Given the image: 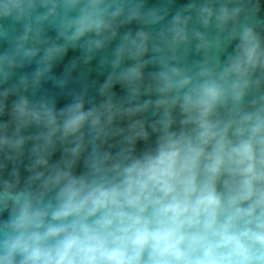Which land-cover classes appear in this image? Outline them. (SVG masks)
I'll use <instances>...</instances> for the list:
<instances>
[{"label": "clouds", "instance_id": "clouds-1", "mask_svg": "<svg viewBox=\"0 0 264 264\" xmlns=\"http://www.w3.org/2000/svg\"><path fill=\"white\" fill-rule=\"evenodd\" d=\"M0 264H264V0H0Z\"/></svg>", "mask_w": 264, "mask_h": 264}, {"label": "water", "instance_id": "water-1", "mask_svg": "<svg viewBox=\"0 0 264 264\" xmlns=\"http://www.w3.org/2000/svg\"><path fill=\"white\" fill-rule=\"evenodd\" d=\"M181 2H184V0H181ZM56 71L59 73L60 70L57 69ZM65 102H66V101L62 99V100L60 101V104L63 105ZM55 158H58V156H57V157H54V159H55Z\"/></svg>", "mask_w": 264, "mask_h": 264}]
</instances>
